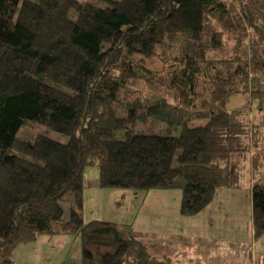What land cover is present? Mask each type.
<instances>
[{"label": "trees", "instance_id": "16d2710c", "mask_svg": "<svg viewBox=\"0 0 264 264\" xmlns=\"http://www.w3.org/2000/svg\"><path fill=\"white\" fill-rule=\"evenodd\" d=\"M159 46L160 75L145 63ZM13 73L39 87L16 88ZM139 81L161 87L123 98ZM233 95L249 104L229 108ZM253 101L264 110V0H0V264L45 233L79 237L82 264H172L130 226L84 220L91 165L100 188H179L195 215L236 184L231 155L251 151L258 238L264 123L236 131Z\"/></svg>", "mask_w": 264, "mask_h": 264}, {"label": "rangeland", "instance_id": "374dc122", "mask_svg": "<svg viewBox=\"0 0 264 264\" xmlns=\"http://www.w3.org/2000/svg\"><path fill=\"white\" fill-rule=\"evenodd\" d=\"M93 1H97L98 3L101 4H106L110 0H93ZM239 48L240 45L238 46V50ZM232 50H236V49L232 48ZM161 53H163V50L159 46L157 47L155 54L148 56L147 59L144 58L146 59L145 63L149 64L155 72L159 73V75L162 73L163 70L162 68L164 67V63L161 58ZM170 54H172V51L170 52ZM137 57L140 58L139 56H136L137 60H138ZM47 70L48 69L45 68L43 64H41V66L39 67V72H41L43 76L46 75ZM9 80L11 81L12 84L15 85L16 88L22 90H26V89L36 90L39 87V84L33 78L27 77L19 73L11 74ZM157 85L158 84L139 81L133 85H129L128 87H126L122 93V97L131 98L134 96L135 93L138 92V90H142L143 93H145V95L149 96L150 93L155 91L157 88L161 87ZM248 101H250V99L246 95L245 96L233 95L229 99L228 107L229 108H234L238 106L242 107L246 105V103L249 104ZM250 105H251V110L247 113L242 114L241 120L243 125L239 127L236 131H250L251 126L253 124L258 122L264 123V110L258 109V106H256L255 101H253ZM119 110L121 111V109ZM161 126L162 125L160 124L155 125L157 129L160 128ZM53 136L61 140L67 137V135L60 132H53ZM246 168L247 167L241 165V167H239L238 169L239 170L237 172L238 174L236 173V177H235L236 184H234L233 186L218 187L215 191L212 201L208 205H206L200 212H198L195 215H184L180 212L181 198H182L181 189L156 188L147 191H140V190L134 191L129 188H107V189L100 188L98 185V167L93 165L87 166L84 169L85 185L83 188V195H84L83 218L85 221H88L94 216H98L100 218L101 216H104L106 217L104 220L125 224V227L130 226L132 228V233L134 228V234L140 235L141 238L143 239L147 238L149 231L153 226V223L163 225L164 227L166 225L171 227L178 223L187 222V220L184 218H190V220L194 223L208 222L210 224H213V228H215L216 233H218V235L214 238L213 242L214 241L220 242L225 244V246H227L228 248H232L234 245L233 239L235 236V232H231V230L236 225L240 223L246 225L249 219L252 235H254V228H253L254 225H253V215H252L253 213L252 193H250V186L247 183H245L247 177H249ZM256 175L257 174L254 173V176ZM261 181L264 182V174L261 176ZM239 183L242 184L241 187H239L240 186ZM235 186L236 188L233 189V187ZM107 191H117V192L116 194L111 195L110 192ZM249 193H250L251 205L247 206V204L249 203L248 200ZM222 194L224 196L219 201H216V197L221 196ZM123 198L125 200L124 202L122 200ZM127 198L129 201L127 200ZM229 202L231 206L237 204L238 209L233 207V210L231 211V207L228 205ZM226 206H227V210L225 211ZM213 210H216V214L218 215L217 217L215 213L211 212ZM250 210H251V215H250ZM211 214L215 215V217L210 216ZM211 219L213 220L211 221ZM63 223L65 224V221ZM41 235L56 236L59 235V233L58 234L45 233ZM181 237L185 238L187 241H190V239H187V235L185 234L182 235ZM17 241L19 242H16V246L20 245V243H23L26 240L18 239ZM182 241L184 243V240ZM255 242H256L255 243L256 246L254 249L253 264H264V260L261 258L264 256V234L259 236ZM142 243L147 246V250L149 251V253H151L149 249V245L144 242ZM248 247L246 248V250L248 249ZM261 252L262 255H260ZM244 255L246 256L247 254ZM165 256L166 255H163L162 257ZM171 262L173 264V259H171ZM76 263L82 264V244L79 237L75 239V241L69 248L65 259L62 261L61 264H76Z\"/></svg>", "mask_w": 264, "mask_h": 264}, {"label": "crops", "instance_id": "0c3cea01", "mask_svg": "<svg viewBox=\"0 0 264 264\" xmlns=\"http://www.w3.org/2000/svg\"><path fill=\"white\" fill-rule=\"evenodd\" d=\"M251 154V151L236 152L230 157L231 164L234 165L237 170L241 165L247 167L246 171L249 177H247L245 183L250 186V193L253 183L256 181V176H254L251 167ZM239 184V187H241L242 184ZM234 188H236V186L233 187V189ZM107 192L114 195L117 191ZM250 193L247 206L251 205ZM223 196V194L217 196L216 201H219ZM122 200L123 202L125 201L124 198ZM228 205L231 207V211L233 210V207L238 209L237 204L231 206L229 202ZM226 210L227 206L225 207V211ZM211 212L216 214V210ZM210 216L215 217V215L212 214ZM217 216L218 215L216 214V217ZM93 218L100 217L94 216ZM101 218L105 219L106 217L101 216ZM184 219H186L187 222L178 223L171 227L167 225L164 227L163 225L153 223L146 239L141 238L138 234L135 235L134 228L133 234L140 241L149 245L152 255L156 257L166 255L173 259V264H245L246 260L244 259H246L247 255L245 256L244 254L249 253L251 264H253L254 249L256 246L255 241L257 238H254V235H252L249 219L246 225L240 223L232 228L231 232H235L233 239L234 245L232 248H228L225 244L220 242H213L214 238L218 235L216 229L213 228V224L208 222L194 223L190 218ZM212 220L213 219H211V221ZM184 234L187 235V239H190V241L181 237ZM76 238L77 237H75L74 234L64 233L56 236L41 235L35 240H26L18 246H16L15 243L13 251L14 263L61 264ZM182 240H184V243ZM247 247L248 249L246 250ZM260 255H262V252ZM261 258L264 260V256Z\"/></svg>", "mask_w": 264, "mask_h": 264}]
</instances>
